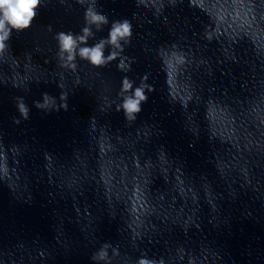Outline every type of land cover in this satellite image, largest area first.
<instances>
[{
	"label": "clouds",
	"instance_id": "obj_1",
	"mask_svg": "<svg viewBox=\"0 0 264 264\" xmlns=\"http://www.w3.org/2000/svg\"><path fill=\"white\" fill-rule=\"evenodd\" d=\"M81 3H83V0H81ZM41 6V0H0V56L11 48L10 41L13 32L22 33L32 28ZM85 21L86 26L81 29L80 34L71 31L56 33L58 56L63 62L62 66L70 67L75 71L77 57L80 60L87 61L89 65L97 69L104 68L112 61L118 60L117 69L125 75L122 76L115 95L104 98V106L100 108V111L114 110L115 112H122L126 121L135 122L138 114L142 111V105L149 100L148 94L154 92L155 87L149 83V73H144L138 81L127 75L131 71L134 60L123 55V53L125 45L131 41L132 24L128 19L112 21L107 37L89 45V39L94 37L91 25H95L96 31H100L101 26L108 24L109 20L101 11H97L96 0H89L88 7L85 9ZM48 30H52L51 25H49ZM106 46L110 48L107 55H105ZM78 84H80L79 79L75 81L74 87ZM58 87L62 88L58 104H56L55 98L50 97L45 92L42 93L41 99L33 101V105L38 109H49L55 105L56 111L63 109L67 112L69 110V92L62 85H58ZM15 101L20 117L28 120L30 108L25 103L24 98L15 97ZM50 101H52L51 104ZM90 119H95V117L93 116ZM13 123L19 124L20 119L13 117ZM248 214L251 215V211ZM196 227L199 229V225ZM148 242L151 243V240ZM119 256V247H114L110 242L105 241L97 251L93 252L90 259L91 261L103 262V264H113V260ZM136 264H160V262L144 252L137 259Z\"/></svg>",
	"mask_w": 264,
	"mask_h": 264
}]
</instances>
